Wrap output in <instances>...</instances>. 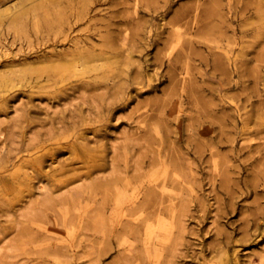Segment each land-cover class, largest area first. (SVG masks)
<instances>
[{
    "label": "rangeland",
    "instance_id": "1",
    "mask_svg": "<svg viewBox=\"0 0 264 264\" xmlns=\"http://www.w3.org/2000/svg\"><path fill=\"white\" fill-rule=\"evenodd\" d=\"M41 1L0 0V76L9 79L0 90V241L6 240L0 242V264H88L76 250L83 248V238L89 234L84 228L90 207L85 200L75 207L60 206L59 198L83 187L88 172L98 170L94 177L107 176L111 157L118 168L126 165L128 171L135 164L161 158L169 171L174 165L176 175H188L193 193L185 196L189 201L185 231L175 253L180 257L172 264L234 260L247 264L251 258L258 263L264 235L257 238L258 232L247 229L245 235V231L246 220L264 214L257 188L264 155L243 148L242 137L236 134L241 124L235 126L234 121L242 115L243 105L252 110L258 106L251 104L264 102V15L252 13L258 1L264 6V0H221L210 32L193 18L204 0H153L148 9L141 5L136 13L133 0H80L76 12L82 19L74 32L66 31L59 18L43 37L31 19L20 20L24 11L34 10ZM183 11L188 16L173 28L172 20ZM172 28L179 30V43ZM124 30L126 46L120 43ZM65 34L88 38L97 52H107L106 59L121 54L112 59L116 62L125 60L127 51L133 63L117 76L105 72L94 79L90 73L91 78L83 81L69 77L66 66L56 64L58 52L68 48ZM198 43L224 46L232 58L243 44V59L250 60L242 68L245 76H235L232 89L218 93L215 82L207 75L201 78L209 69L201 65L206 52ZM51 68L61 71L50 75ZM252 72L259 78H252ZM236 105L237 112L231 109ZM248 116L250 127L264 122V114ZM77 135L91 150L101 151L100 170L88 171L85 161L91 164L92 159L75 155L72 145ZM250 138L255 145H264V134ZM251 156L260 159V166L250 167L255 164ZM38 162L40 172L34 178L22 176L25 169L31 175ZM61 166L73 173L60 174ZM160 168L142 169L147 174L145 185L155 180ZM14 174L21 176L15 187L9 183ZM39 186L57 191L42 197ZM45 196L51 197L50 203H42ZM63 208L65 214L58 213ZM28 230L37 232L32 241L25 235ZM68 252L71 258L64 255ZM119 257V249L112 246L100 264H116Z\"/></svg>",
    "mask_w": 264,
    "mask_h": 264
},
{
    "label": "bare ground",
    "instance_id": "2",
    "mask_svg": "<svg viewBox=\"0 0 264 264\" xmlns=\"http://www.w3.org/2000/svg\"><path fill=\"white\" fill-rule=\"evenodd\" d=\"M142 1L146 3L143 4ZM152 1L133 0V13L138 12L141 5L144 9H148V4ZM79 2L80 0H61L55 3H47L43 0L34 10L24 11L25 13L21 16L20 20L21 23H25L31 19L42 37L46 31H52L55 22L59 18L61 19V23L66 25V31L74 32L73 27L82 19V14L78 15V12H76ZM220 3L221 0H204L203 3H198L196 6V14H193V18L196 20V24L202 22V30L211 31L210 25H212L214 18L218 16L217 9L220 8ZM263 7L260 1H258L252 13L257 16L264 15ZM2 9L3 4L0 3V11ZM68 16L72 18L70 19ZM187 16V11H183L182 14L172 20V27H177V23ZM173 28L171 32L172 36L176 38V43H179L181 35L179 34V30H174ZM122 33L120 43L122 46H126V40L128 39L126 30ZM65 36L68 48L62 54L60 51L58 52L59 56L57 57L56 64L63 63L66 66L69 77L79 78L83 81L85 78H91V76H87L90 73L93 74L94 79L99 74L105 72L113 73L117 76L125 72V69L127 70L133 63V57L127 51L126 59L116 62L117 57L120 58L122 56L121 54L109 55L110 58L106 59L104 56L107 52L103 50L97 52L95 45L90 43L88 38L69 37L67 34ZM198 44L200 45L198 48L206 52V55L200 58L203 62L201 65L209 69V73L201 75V78L203 80V76L207 75V80L215 82L218 87V93L224 90H231L233 85L230 84H232V79L235 76L240 78L245 76L244 69L242 68H246L250 60L243 59L245 54L241 52L244 48L243 44H241L240 53L235 58H232L224 46L219 48L217 46H209V44ZM170 55L171 52L167 51L165 56L168 58V63H171V59H169ZM114 57L116 59L112 60ZM237 57L240 58L237 60ZM172 68L176 70L177 66L174 65ZM60 71L59 68H51L48 74L56 76ZM251 75L255 80L258 77L254 76L253 72ZM173 79L174 77L171 76L169 80L171 81ZM225 80L227 81L223 83ZM8 81V78L0 76V90L9 84ZM156 81L159 82L160 80L158 79ZM224 86H227V88ZM247 102H249V99L246 98L245 103ZM221 103H223L221 104L222 109H225L226 102L222 101ZM257 106V109L245 110L246 107L243 105V113L238 116L241 122L237 118L234 122L235 126L241 124V128L236 134L242 137L241 143L243 144V148L248 151L254 149L256 155L262 156L264 155V145H255L254 139L250 138L251 135L264 134V122H258L254 127H250L248 114H264V102L258 103L256 101V105L251 104V107ZM231 109L237 112L240 110V107L236 105ZM206 116H208L207 113ZM74 139L72 150L75 155L80 156L84 160L88 158L92 159L91 164L85 161L88 171H90L89 168L91 167L99 169V155L101 151L91 150L83 141L82 135H77ZM212 148L209 150L210 156L214 155L211 152ZM114 150L115 148L112 147V151ZM251 157H253L252 159L255 164L250 163V167L260 166V159L257 156ZM156 165L161 166L157 172L158 176L152 183L148 182L150 185H145L147 174L146 172L142 173V169L145 167L154 168ZM166 165V160H162L161 158L152 159L140 165L135 164L131 167V171H128L127 169L129 167H126V165L123 169L118 168L115 158L111 157L108 163L110 173L107 176L94 177V172L98 170H93L85 175V181L87 183L83 187L68 190L64 194L62 193L63 195L60 194L61 197L56 196L60 197V206L72 205V207H75L80 201L85 200L88 207H90V215L86 219L84 228L89 234L83 238L85 242L83 248L76 250L77 255L80 256L78 258H87L88 264H100L102 259L111 251L112 246L118 248L119 254L121 255L116 264H172L176 258L180 257V254L175 253L179 252V246L182 245L185 231L183 224L184 217L189 208V201L185 196L192 194L193 189L190 180H187L188 175L182 174V177H180L173 171L176 166L172 165V169L169 171ZM39 166V162L35 163L31 167L32 174L29 175L30 173H27V169H25V173L22 176L34 178L40 172ZM261 167L259 174L260 183L257 185V188L260 187V192H262L260 200L264 199V164ZM63 168L64 166H61L58 170L60 174L71 175L73 173L72 170L62 171ZM20 178L21 176L14 174L9 182L10 185L15 187L19 183ZM68 184L66 183V186ZM38 189L40 191L38 195L42 197L46 193L54 194L57 191L46 192L45 186H39ZM139 196H141V201ZM45 197L44 200L42 199V203H50L51 197ZM261 205L264 208V202H261ZM258 207L260 208V204ZM64 212L65 208L58 209V213L65 214ZM246 221L245 235L247 229L258 232L256 235L257 238L258 236L262 237L264 235V229L262 230L264 228L263 213L261 217H252ZM62 224L65 226V219ZM66 231L68 233L70 232L68 230ZM25 233L30 241L37 235V232L32 233L29 230ZM131 240L136 242V244L133 245L130 243ZM0 242L6 243V240L2 238ZM6 249L11 251L12 248L7 247ZM213 250H210L209 253ZM135 252L138 253V256L133 254ZM64 255L67 258H71L72 252L65 253ZM257 260L258 263H255L256 260L251 258L247 264H264V249H261L258 253ZM233 264H239V261L234 260Z\"/></svg>",
    "mask_w": 264,
    "mask_h": 264
}]
</instances>
